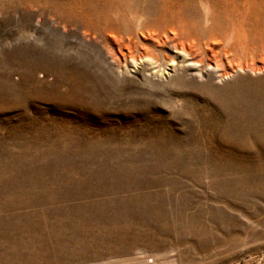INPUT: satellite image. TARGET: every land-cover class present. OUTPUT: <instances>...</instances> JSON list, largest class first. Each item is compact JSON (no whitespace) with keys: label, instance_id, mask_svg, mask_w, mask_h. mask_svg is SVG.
<instances>
[{"label":"rangeland","instance_id":"rangeland-1","mask_svg":"<svg viewBox=\"0 0 264 264\" xmlns=\"http://www.w3.org/2000/svg\"><path fill=\"white\" fill-rule=\"evenodd\" d=\"M0 264H264V0H0Z\"/></svg>","mask_w":264,"mask_h":264},{"label":"bare ground","instance_id":"bare-ground-1","mask_svg":"<svg viewBox=\"0 0 264 264\" xmlns=\"http://www.w3.org/2000/svg\"><path fill=\"white\" fill-rule=\"evenodd\" d=\"M183 44V43H182ZM178 52H177V57L178 58H185L188 56V54H190L191 52V48L188 47V46H185V45H180L178 48H177ZM176 50V49H175ZM170 62H175V60H170ZM172 65V64H171ZM177 65V64H176ZM210 65V64H209Z\"/></svg>","mask_w":264,"mask_h":264}]
</instances>
